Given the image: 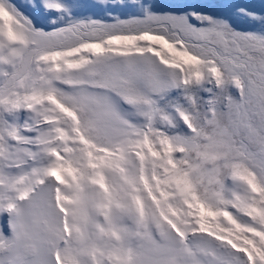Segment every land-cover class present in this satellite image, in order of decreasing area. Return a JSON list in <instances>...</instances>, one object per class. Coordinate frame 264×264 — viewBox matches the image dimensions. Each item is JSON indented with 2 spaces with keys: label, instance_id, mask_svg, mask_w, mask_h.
I'll list each match as a JSON object with an SVG mask.
<instances>
[{
  "label": "snow or ice",
  "instance_id": "snow-or-ice-1",
  "mask_svg": "<svg viewBox=\"0 0 264 264\" xmlns=\"http://www.w3.org/2000/svg\"><path fill=\"white\" fill-rule=\"evenodd\" d=\"M0 264H264V0H0Z\"/></svg>",
  "mask_w": 264,
  "mask_h": 264
},
{
  "label": "rangeland",
  "instance_id": "rangeland-1",
  "mask_svg": "<svg viewBox=\"0 0 264 264\" xmlns=\"http://www.w3.org/2000/svg\"><path fill=\"white\" fill-rule=\"evenodd\" d=\"M85 3H90L92 0H83ZM188 2L191 3H197V4H204V5H218L223 4L227 2H238V3H249V2H256L258 3L259 0H188ZM207 11H222V9L219 8H207L205 9Z\"/></svg>",
  "mask_w": 264,
  "mask_h": 264
}]
</instances>
